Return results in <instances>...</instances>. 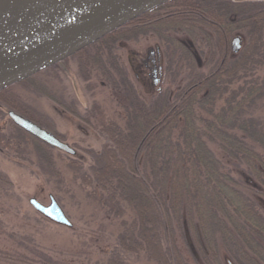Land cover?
<instances>
[{
  "label": "trees",
  "instance_id": "1",
  "mask_svg": "<svg viewBox=\"0 0 264 264\" xmlns=\"http://www.w3.org/2000/svg\"><path fill=\"white\" fill-rule=\"evenodd\" d=\"M186 35L190 51L176 38ZM151 36L169 62L168 52L178 53L175 73L185 65L188 75L183 89L145 102L116 49ZM236 36L243 45L234 55ZM69 60L80 79L100 80L126 98L120 121L100 119L98 108L85 119L106 139L90 154L92 164L66 162L88 199L116 217L131 216L121 221L120 253L102 264L140 255L190 264L182 246L193 264H223L221 250L229 264H264V122L255 116L264 97V3L170 0ZM54 68L1 91L0 120L13 112L61 140L15 91L44 92L35 81ZM0 152L10 161L32 155L47 176H60L51 148L11 121L0 129Z\"/></svg>",
  "mask_w": 264,
  "mask_h": 264
},
{
  "label": "rangeland",
  "instance_id": "2",
  "mask_svg": "<svg viewBox=\"0 0 264 264\" xmlns=\"http://www.w3.org/2000/svg\"><path fill=\"white\" fill-rule=\"evenodd\" d=\"M176 38L187 50H192L189 36ZM156 47L160 48L162 67V80L157 93L152 83L144 79L138 64L140 57L147 59L148 50L155 51ZM116 56L145 102H150L158 93L168 91L174 94L186 86L188 74L185 65L177 73L174 70L177 68L178 53L173 55L172 51L168 52L172 59L169 62L166 51L159 46V40L152 36L137 43L118 44ZM197 63L203 65L200 54ZM77 67L76 61L69 60L59 68L41 74L35 81L44 88L40 94L15 87L21 98L45 118L61 140L75 151V156L51 149L60 172L59 177H53L38 168L32 155H25L22 161H10L0 152V264H102L110 256L120 253L117 236L121 221H128L131 216L116 217L88 199L75 183L73 172L66 162L78 160L85 169L92 164L90 154L101 151L106 139L88 126L85 119L98 108L102 112L100 119L120 121L126 98L114 93L100 80L91 78L88 82L83 81L77 75ZM255 116L264 122V97L255 108ZM9 121L6 113L0 120L2 131H5ZM50 197L61 207L72 228L47 221L29 205V200L35 198L47 206ZM262 203L264 207V200ZM182 249L186 259L193 264L183 246ZM220 259L223 264H229V257L223 250ZM124 261L126 264H156L142 255L125 256Z\"/></svg>",
  "mask_w": 264,
  "mask_h": 264
},
{
  "label": "water",
  "instance_id": "3",
  "mask_svg": "<svg viewBox=\"0 0 264 264\" xmlns=\"http://www.w3.org/2000/svg\"><path fill=\"white\" fill-rule=\"evenodd\" d=\"M169 1L0 0V92L62 63ZM240 48L241 38L237 36L232 42V54L236 55ZM153 76V85L157 86L160 76L155 66ZM8 117L16 127L49 148L75 156L72 148L50 132L13 112ZM49 200L45 206L31 198L29 205L47 221L72 228L54 198Z\"/></svg>",
  "mask_w": 264,
  "mask_h": 264
},
{
  "label": "flooded vegetation",
  "instance_id": "4",
  "mask_svg": "<svg viewBox=\"0 0 264 264\" xmlns=\"http://www.w3.org/2000/svg\"><path fill=\"white\" fill-rule=\"evenodd\" d=\"M244 2H248V3H264V0L244 1ZM235 3H241V2H238L237 0H235ZM242 45H243V39L241 38V48H242ZM241 48H240V50H241ZM147 54H148L147 59L140 57L138 59V64H139V67L141 68V71L143 73L144 79L147 82H151L152 83L153 90H154V92L157 93V90L159 89V87L153 85V81H154L153 68H154V66L157 68V74H158V76H160V82H161V80H162V67L160 65L161 64V61H160L161 60L160 48L158 47V51H154L153 53H152V50H148ZM65 62L66 61L60 63L59 65H62Z\"/></svg>",
  "mask_w": 264,
  "mask_h": 264
}]
</instances>
